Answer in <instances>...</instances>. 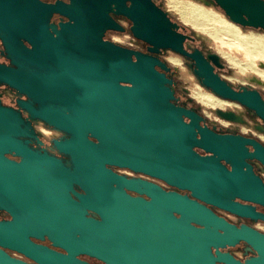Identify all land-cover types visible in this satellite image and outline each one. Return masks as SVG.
Masks as SVG:
<instances>
[{"label": "water", "instance_id": "obj_1", "mask_svg": "<svg viewBox=\"0 0 264 264\" xmlns=\"http://www.w3.org/2000/svg\"><path fill=\"white\" fill-rule=\"evenodd\" d=\"M113 3L118 14L135 21L134 34L155 46L151 51L161 47L182 51L183 38L172 32L150 0H133L131 9L125 0H100L90 8L83 0L54 7L38 0H0V38L12 61L11 67L0 66V83L28 96L19 107L29 112L31 120H44L69 134L55 146L71 160L67 165L34 151L30 122L20 111L0 105V209L13 217L11 222H0V247L23 252L39 264H85L77 259L81 255L105 264H236L230 254L217 252L214 257L211 249L244 240L260 253L248 264H264V236L248 227L237 230L178 192L148 183L140 190L136 181L106 167H127L165 179L190 190L196 199L239 215L250 213L228 198L264 205V183L243 170L246 158L264 162V149L256 144L253 157L243 145L253 141L200 128L193 112L169 103L170 81L154 71L158 60L103 43L105 30L118 28L108 16ZM220 3L232 19L264 26L261 0ZM53 13L75 21L62 25L56 39L48 31ZM24 41L32 44L31 50ZM132 55L138 57L135 64ZM193 59L208 87L264 118V101L258 94L233 93L211 74L200 53ZM122 83L133 87H121ZM53 102L67 104H49ZM184 115L191 125L183 123ZM89 135L99 143L89 141ZM194 146L213 157H199ZM13 152L22 157L20 164L6 159L5 154ZM220 160L230 162L233 171L229 173ZM124 187L147 193L151 200L129 196ZM90 211L99 218L89 216ZM193 224L203 225L204 230ZM31 236L47 237L68 255L33 243ZM0 264L25 263L0 251Z\"/></svg>", "mask_w": 264, "mask_h": 264}, {"label": "clouds", "instance_id": "obj_2", "mask_svg": "<svg viewBox=\"0 0 264 264\" xmlns=\"http://www.w3.org/2000/svg\"><path fill=\"white\" fill-rule=\"evenodd\" d=\"M38 2L45 6L54 7L58 3L71 6L73 0H38ZM261 2L264 3V0H261ZM150 3L164 15L171 26L172 32L183 38L180 45L182 51H177L171 47H161L158 51H151L155 46L142 38H138L134 34L135 21L127 15L118 14L116 3L112 4V11L108 13V16L118 25V28L105 30L101 38L102 42L158 60L159 63L154 65V71L163 76L165 80L170 81V89L173 96L169 103L178 109L183 108L186 111L196 112L201 118L200 128L214 131L219 136H236L245 140L254 141L256 144L264 147V131L260 130L264 129V118L258 116L255 110H250L240 101L218 95L216 91L208 87L203 78L198 75V62L193 59L196 53H200L211 68V74L227 85L233 93L241 95L245 92H255L258 94L260 100L264 101V26H253L232 19L220 3V0H150ZM125 6L131 9L133 7V0H125ZM177 8L195 9L196 14L192 17V23L188 22L187 14L182 16L177 12ZM205 18L216 22L215 31L221 35L229 33L233 37L247 38L246 40L242 39L241 43L245 44L250 55H246L245 52L237 51L236 49L229 51L227 48H221L218 42L208 36L207 33L202 31L195 32L193 30V23H203ZM243 20L247 21L248 17L245 15ZM74 23L75 21L70 20L67 16L61 15L60 13H53L48 21V31L52 35V38L56 39L58 38V33L62 30V25ZM53 26L55 31L53 30ZM194 41H199V44H194ZM23 43L26 48L29 50L32 49L33 46L31 43L28 41H24ZM5 53V42L0 38V66L8 68L12 66V61ZM211 57H214L215 60L211 59ZM131 62L133 64L137 63L138 57L132 55ZM217 67L225 69L223 78L215 70ZM121 87L132 88L133 85L131 83H122ZM201 95L213 96L216 98L217 103L214 107H205L203 104L198 103L196 99V97ZM3 98H7L11 103H0V105L20 111L22 117L30 122L38 141V143L32 144V148L48 151L57 159H63L62 153L55 149L54 142L64 139L65 133L47 124L44 120H31L28 111L18 108V102H27L28 96L20 95L17 89L10 87L6 83H0V100ZM229 114L239 117L240 121L227 119L226 117ZM183 123L185 125H191L192 121L188 116H184ZM196 138L198 140L201 139L199 132ZM88 139L94 144L99 143L91 135H89ZM245 147L248 153L254 157L256 148L253 144H246ZM193 151L201 158H211L214 155L212 152L205 151L201 147H194ZM5 157L7 160L13 161L16 164L22 162V157L16 155L14 152L6 153ZM246 163L252 166L253 174L260 179L261 183H264V162L253 158L247 160ZM221 164L229 173L233 171L232 165L227 161L221 160ZM106 167L110 168L116 175L130 179L134 178L135 174H141L133 172L128 168L112 165H106ZM155 184L159 185L165 192H178L180 196H187L196 200L190 191L173 188L162 180H158V183ZM128 195L135 198L138 194L128 192ZM143 199L148 201L150 197L145 195ZM196 202L213 211L218 218L234 226L237 230L248 227L260 236H264V219H257L253 222L250 219L239 217L221 208H213L211 204H205L203 201L197 200ZM235 203L251 206L255 208L257 213L264 214V206L260 204L241 200L238 197ZM89 215L91 216L92 213L89 212ZM174 215L176 219H180L178 213H174ZM12 220L13 217L7 211L0 213V222H11ZM193 227L201 231L204 230V226L200 224H193ZM33 242L52 248V244L47 238L43 241L34 239ZM246 248L251 249L247 254H245ZM53 250L65 256L68 255L62 248H54ZM0 251H3L14 259H18L17 254L19 253L17 252L6 248H0ZM211 251L214 257L217 252L231 254L236 264H248L250 260L259 259L260 257V253L255 248H251L244 240H241L234 246L213 247ZM80 257H77V259L81 260ZM29 261L31 264H34L33 261ZM94 261L96 264H103L100 260Z\"/></svg>", "mask_w": 264, "mask_h": 264}, {"label": "flooded vegetation", "instance_id": "obj_3", "mask_svg": "<svg viewBox=\"0 0 264 264\" xmlns=\"http://www.w3.org/2000/svg\"><path fill=\"white\" fill-rule=\"evenodd\" d=\"M84 1V3L86 4V6L87 7H94L95 6V3H98L100 0H83ZM61 5H63L62 3H60ZM63 6H65V5H63ZM111 12V11H110ZM194 44H196V45H198L199 43H198V41H194ZM215 70L217 71V73L219 74V75H221V77L223 78V75L221 74V72L222 71H225V69L224 68H222V67H217V68H215ZM38 71H40V69H38ZM20 95H24V94H21V93H19ZM198 100V99H197ZM2 103H5V104H10L11 102L7 99V98H3L2 100ZM198 103H200V104H202L199 100H198ZM39 104V103H38ZM48 104V103H47ZM49 104H67V103H64V102H53V103H49ZM18 108L20 109V107H19V102H18ZM250 109V108H249ZM250 110H252V109H250ZM191 112H193L194 114H195V120L200 124V117L197 115V113L196 112H194V111H191ZM257 114V113H256ZM258 115V114H257ZM184 116H186V115H184ZM183 116V117H184ZM227 119H232V120H236V121H240V118L239 117H236V116H233V115H231V114H229L227 117H226ZM33 121H35V120H33ZM242 122V121H241ZM261 131H264V129H260ZM196 132L198 133V129H196ZM212 132H214V131H212ZM65 133V138L64 139H66V138H68L69 137V134H67L66 132H64ZM215 133V132H214ZM233 137H236V136H233ZM238 139H240V140H245V139H243V138H240V137H237ZM254 142V141H253ZM33 143H38V141H37V138H36V135L34 134V137L33 138H31L30 139V146L32 147V144ZM246 144H253V146L256 148V143L254 142V143H252V142H244V147H245V145ZM258 145V144H257ZM260 146V145H259ZM54 147H55V149L56 150H58L57 148H56V146H55V142H54ZM194 147H198V146H194ZM246 148V147H245ZM263 149H264V147H262ZM246 150H247V148H246ZM34 151H38V152H40V153H48L49 155H51L48 151H41L39 148H37V149H34ZM59 151V150H58ZM61 153V152H60ZM62 155H63V161L67 164V165H70V157L68 156V155H66V154H63L62 153ZM251 158H246L245 159V164L246 165H244L243 166V170H245V169H247V171H249V172H251L252 174H253V172H252V166L251 165H249V164H247L246 163V161L247 160H250ZM224 161H226V160H224ZM220 162H221V160H220ZM229 164H231L230 162H228ZM232 165V164H231ZM116 167H119V166H116ZM233 167V166H232ZM122 168H127V167H122ZM128 169H130V168H128ZM130 170H132V169H130ZM133 172H136V173H141V174H143V175H141V174H135L134 175V178H128V177H125L126 179H129V180H134V181H136V187L138 188V189H140V190H142V184H144V183H148V184H152V185H154V186H157L158 188H160L161 190H163L159 185H157V184H155V183H158V180H162V181H164L165 183H167V184H169L170 186H172L173 188H176V189H180V190H187V191H190V190H188V189H185V188H182V187H180V186H176V185H173V184H171V183H169L167 180H165V179H162V178H158V177H155V176H152V175H149V174H146V173H143V172H137V171H134V170H132ZM145 175V176H144ZM144 179V180H143ZM125 188V190L127 191V193L128 192H135V193H137L138 195H137V197H140V198H143L145 195L146 196H148L147 195V193H144V192H140V191H137V190H132V189H129V188H127V187H124ZM76 189L80 192V193H84V191L82 190V189H80L79 187H77L76 186ZM191 192V191H190ZM192 193V192H191ZM149 197V196H148ZM150 200H151V198H150ZM150 200H148V201H150ZM197 200H199V201H203V200H201V199H196V201ZM228 201H229V203L230 204H232V203H235V200H236V197H230V198H228L227 199ZM242 200V199H241ZM204 202V201H203ZM205 204H210V203H206V202H204ZM256 204H258V203H256ZM212 206H213V208H221V209H223V210H225V211H228V212H231V213H233V214H235V215H237V216H239V217H243V218H247V219H250V220H252L253 222H255L257 219H264V218H262V217H260V216H264V214H259V213H257L256 212V210H255V208H253V207H251V206H244V205H242V206H244V207H246V209L249 211V213H250V215H247V216H245V215H239V214H237V213H234V212H232V211H230V210H227V209H224V208H222V207H220V206H217V205H215V204H211ZM241 205V204H240ZM260 205H262V204H260ZM262 206H264V205H262ZM4 211H6V210H3V209H0V213H2V212H4ZM8 212V211H7ZM91 213H92V217H95V218H99V216L96 214V213H94V212H92V211H90ZM9 213V212H8ZM10 214V213H9ZM11 215V214H10ZM12 216V215H11ZM90 216V215H89ZM148 217H150V216H148ZM45 238H47V237H45ZM30 239L32 240V242H33V240L35 239V240H41V241H43L42 239H38V238H36V237H33V236H31L30 237ZM48 239V238H47ZM49 240V239H48ZM50 241V240H49ZM51 242V241H50ZM34 243V242H33ZM36 244V243H35ZM51 244H52V248H48L47 246H44V245H42V244H37V245H41V246H44V247H46V248H48V249H51V250H53L54 248H58V247H55L54 245H53V243L51 242ZM0 248H4V247H0ZM6 249H9V250H11V251H14V252H17V253H19V254H17V258L18 259H14V258H12V257H10V256H8L6 253H4L3 251H2V253L4 254V255H6L8 258H10V259H12V260H14V261H19V262H23V263H25V264H31V262L29 261V260H31V261H33L34 262V264H39L37 261H35V259H33V258H31V257H29L28 255H26L25 253H23V252H20V251H18V250H15V249H12V248H8V247H6ZM248 251H250L248 248H246L245 249V254H247V252ZM231 255V254H230ZM80 259L81 260H83L84 262H85V264H96V262L94 261V260H98V259H96V258H93V257H91V256H88V255H81V257H80ZM92 259H94V260H92ZM103 264H105L104 262H103ZM219 264H222V263H219Z\"/></svg>", "mask_w": 264, "mask_h": 264}, {"label": "rangeland", "instance_id": "obj_4", "mask_svg": "<svg viewBox=\"0 0 264 264\" xmlns=\"http://www.w3.org/2000/svg\"><path fill=\"white\" fill-rule=\"evenodd\" d=\"M177 12H179L182 16L186 15L188 16V22L192 23V17L195 16V9H183V8H177ZM215 24L216 22L214 20L205 18L203 23L196 22L193 23V30L195 32H205L210 36L212 39L216 40L221 48H227L229 51L232 49H236L237 51H243L246 55H250L248 52V48L245 47L244 44L240 45L239 43H236L233 39V36L229 33H225L221 35L220 33L215 31ZM247 39V38H243ZM199 43V41H198ZM227 58V57H226ZM221 74L224 76L225 71H222ZM205 107H214L217 103V100L213 96H207V95H201L199 97H196Z\"/></svg>", "mask_w": 264, "mask_h": 264}, {"label": "bare ground", "instance_id": "obj_5", "mask_svg": "<svg viewBox=\"0 0 264 264\" xmlns=\"http://www.w3.org/2000/svg\"><path fill=\"white\" fill-rule=\"evenodd\" d=\"M234 39V41L236 42V43H239L240 45H242V44H244V43H241V40L243 39V38H239V37H233ZM245 45V44H244Z\"/></svg>", "mask_w": 264, "mask_h": 264}]
</instances>
